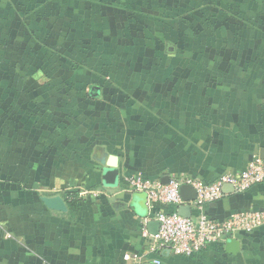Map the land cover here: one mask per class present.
Returning <instances> with one entry per match:
<instances>
[{"label":"crops","instance_id":"obj_1","mask_svg":"<svg viewBox=\"0 0 264 264\" xmlns=\"http://www.w3.org/2000/svg\"><path fill=\"white\" fill-rule=\"evenodd\" d=\"M210 1L0 0V264H264V229L236 253L159 255L145 231L173 208L128 182L210 184L263 156L264 0H248L249 38L210 24L228 0ZM263 207L264 183L204 211Z\"/></svg>","mask_w":264,"mask_h":264},{"label":"built area","instance_id":"obj_2","mask_svg":"<svg viewBox=\"0 0 264 264\" xmlns=\"http://www.w3.org/2000/svg\"><path fill=\"white\" fill-rule=\"evenodd\" d=\"M128 182L133 191L146 195L148 204L160 203L173 208L161 211L154 217L160 222L156 236L145 231L159 255L169 250L175 256L196 258L211 245L223 246L230 238L264 229V207L243 210L224 220L213 219L204 211L207 204L224 198L228 188L235 193H243L264 183V159L260 157L255 158L245 170L227 173L210 184L190 178H172L163 184L145 180L139 174L129 178ZM183 185H191L195 189L197 197L194 201H184L180 193ZM184 206L191 207L189 218L178 213ZM153 262L162 264L159 259H154Z\"/></svg>","mask_w":264,"mask_h":264},{"label":"rangeland","instance_id":"obj_3","mask_svg":"<svg viewBox=\"0 0 264 264\" xmlns=\"http://www.w3.org/2000/svg\"><path fill=\"white\" fill-rule=\"evenodd\" d=\"M228 2L231 4V3H234V0H228ZM228 2L225 5H220L218 7L220 9L219 12L223 13L222 15H219V12L216 10H215V12H213V13H216V16L212 15V18H210L211 21H209V23L212 25L218 26L217 24H220V22H222V21L228 22L231 20H235L237 22V23L235 22L236 28L230 30L232 32L231 34L235 35V33H236L240 37H247V38H249L250 36H253L254 30L249 29L250 26H252V24L249 22V19L245 18L246 15L255 16V15H251L253 13H250V12L247 14L245 13L246 9L249 8L248 0H245L244 3H236L233 6L230 5ZM217 4H218V0H211L210 1V7L217 8ZM165 5L168 6L169 4H165ZM253 7H255V6H251L250 9ZM201 8H204V7L199 5V9H201ZM162 15H163V17L165 16L164 12ZM166 16H167V18H165V19L170 20V15H166ZM178 17H180V16H178ZM182 17H185V14H183ZM232 17H234V18H232ZM200 19L205 20V17L203 16V14L201 12L195 14L193 17L194 21H198ZM251 21L253 22L252 19H251ZM216 28L217 29L211 28V30H209V31L215 30L217 32V34H220L221 36L224 35L223 33H225V31L226 32L229 31V30L227 31L226 29L222 28L221 26L216 27ZM247 47L249 48V46H247Z\"/></svg>","mask_w":264,"mask_h":264},{"label":"water","instance_id":"obj_4","mask_svg":"<svg viewBox=\"0 0 264 264\" xmlns=\"http://www.w3.org/2000/svg\"><path fill=\"white\" fill-rule=\"evenodd\" d=\"M263 156L260 158L264 159V152ZM102 183L105 187L113 188L119 185V168H118V159L116 157H111L109 162L107 163V167L103 170L102 174ZM181 196L183 197L184 201H194L197 197L195 189L191 185H183L180 189ZM178 213L184 217L191 216V207L184 206L178 210ZM150 229L149 234L151 236H156L159 231L160 222L154 221L149 223ZM227 246L229 247L231 253H236L239 248V241L236 238H230L227 240ZM165 254H170L169 250H166L162 253V256Z\"/></svg>","mask_w":264,"mask_h":264},{"label":"trees","instance_id":"obj_5","mask_svg":"<svg viewBox=\"0 0 264 264\" xmlns=\"http://www.w3.org/2000/svg\"><path fill=\"white\" fill-rule=\"evenodd\" d=\"M67 200H70L73 207L79 206L83 203V199L80 198L78 192L67 193Z\"/></svg>","mask_w":264,"mask_h":264}]
</instances>
